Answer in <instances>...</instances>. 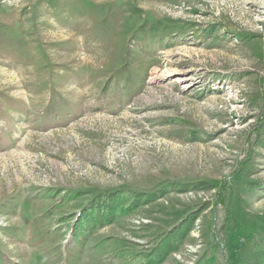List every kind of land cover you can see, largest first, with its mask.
<instances>
[{
	"label": "rangeland",
	"instance_id": "obj_1",
	"mask_svg": "<svg viewBox=\"0 0 264 264\" xmlns=\"http://www.w3.org/2000/svg\"><path fill=\"white\" fill-rule=\"evenodd\" d=\"M0 264H264V0H0Z\"/></svg>",
	"mask_w": 264,
	"mask_h": 264
},
{
	"label": "trees",
	"instance_id": "obj_2",
	"mask_svg": "<svg viewBox=\"0 0 264 264\" xmlns=\"http://www.w3.org/2000/svg\"><path fill=\"white\" fill-rule=\"evenodd\" d=\"M109 201V200H108ZM137 202H139V199H135V204H137Z\"/></svg>",
	"mask_w": 264,
	"mask_h": 264
}]
</instances>
